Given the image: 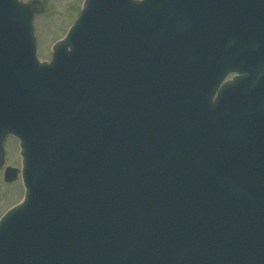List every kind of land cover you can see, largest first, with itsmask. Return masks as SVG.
I'll return each mask as SVG.
<instances>
[{
    "label": "water",
    "instance_id": "obj_1",
    "mask_svg": "<svg viewBox=\"0 0 264 264\" xmlns=\"http://www.w3.org/2000/svg\"><path fill=\"white\" fill-rule=\"evenodd\" d=\"M41 11L0 0V264H264V0H85L50 63Z\"/></svg>",
    "mask_w": 264,
    "mask_h": 264
},
{
    "label": "rangeland",
    "instance_id": "obj_2",
    "mask_svg": "<svg viewBox=\"0 0 264 264\" xmlns=\"http://www.w3.org/2000/svg\"><path fill=\"white\" fill-rule=\"evenodd\" d=\"M31 2L34 0H21ZM42 4V11L38 12L33 20L34 35L37 41L40 58L49 59L50 46L62 38L79 13L81 0H35ZM80 6V7H79ZM15 139L9 137L3 143L5 150V164L18 165L17 147ZM14 158L16 161H14ZM3 179V178H2ZM7 183V182H6ZM22 188L19 182L3 185L0 182V211L16 203ZM5 208V209H6Z\"/></svg>",
    "mask_w": 264,
    "mask_h": 264
},
{
    "label": "flooded vegetation",
    "instance_id": "obj_3",
    "mask_svg": "<svg viewBox=\"0 0 264 264\" xmlns=\"http://www.w3.org/2000/svg\"><path fill=\"white\" fill-rule=\"evenodd\" d=\"M9 137H11L12 139H15L16 141H15V145L17 146L18 145V140L14 137V136H8L6 139H9ZM17 158H18V165H14V166H12V167H15V168H17V167H20V157H19V154H18V151H17ZM14 161H16L15 160V158H14ZM6 166H9L7 163H6ZM5 166V167H6ZM3 172H4V167H2V168H0V182L1 183H3V185H5V184H7V183H5L4 181H3ZM17 182H19L20 183V185H21V181H20V178H19V176L17 177V179H16V181L15 182H11V183H9V185H12V184H14V183H17ZM6 208V207H5ZM3 209V210H1L0 211V216L6 211V209Z\"/></svg>",
    "mask_w": 264,
    "mask_h": 264
}]
</instances>
